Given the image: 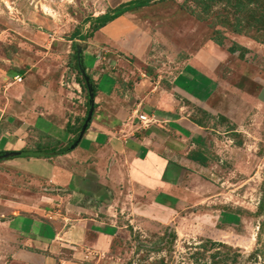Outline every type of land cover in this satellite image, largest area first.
<instances>
[{
  "label": "crops",
  "instance_id": "0c3cea01",
  "mask_svg": "<svg viewBox=\"0 0 264 264\" xmlns=\"http://www.w3.org/2000/svg\"><path fill=\"white\" fill-rule=\"evenodd\" d=\"M99 32L83 51L97 92L90 127L78 147L53 158L0 163V264H119L115 242L156 226L172 227L179 236L180 219L202 207L192 182L218 168L209 125L235 124L219 109L221 102L217 109L211 104L215 96L225 101L220 74L232 54L208 42L169 81L154 78L151 71L135 80L127 74L117 77L113 60L98 59L95 43L107 40L105 29ZM233 40L249 51L245 58L256 57L254 65L260 68L264 45L241 36ZM211 48L226 59H216ZM24 75L18 71L13 78ZM249 76L264 83V69ZM9 80L4 79L3 92L0 86V152L68 145L75 135L67 125L73 130L86 113L77 81ZM196 109L210 115L206 127L192 122ZM140 115L155 122L144 128ZM220 118L227 122L220 123ZM196 151L207 158L206 166L192 160ZM243 210L248 209L221 205L194 214L203 227L198 239L233 246V236L223 237L230 227L219 221L225 218L219 213L240 218Z\"/></svg>",
  "mask_w": 264,
  "mask_h": 264
},
{
  "label": "rangeland",
  "instance_id": "374dc122",
  "mask_svg": "<svg viewBox=\"0 0 264 264\" xmlns=\"http://www.w3.org/2000/svg\"><path fill=\"white\" fill-rule=\"evenodd\" d=\"M128 1L131 0H0L2 92L7 85L4 79L13 82L18 71L25 73L20 83L26 77L37 79L39 84L77 81L73 45H92L89 21ZM253 14H236L223 4L204 13L191 1L163 0L109 23L104 28L107 40L95 43L96 56L102 61L113 60L116 70L112 72L117 77L127 74L138 80L142 72L151 71L154 78L169 81L182 62L211 39L226 37L223 48L227 50L234 43V30L241 27L249 37L264 40V23L255 22L258 11ZM80 36L88 38L80 41ZM211 49L216 59H226L224 53ZM251 58L241 61L231 55L227 58L229 66L220 74L225 101L215 96L211 104L215 109L217 103L224 104L219 109L235 124L230 128L209 125L217 157L213 164L218 168L208 178L198 176L192 182L196 197L203 199L202 207L180 219L179 236L173 243L168 238L170 232L157 226L132 232L129 239L115 242L113 254L121 259L119 264H264V212L255 216L258 205L264 202V103L257 97L264 83L249 76L263 70L264 62L256 68V57ZM232 129L237 132H230ZM27 158L37 157L8 160ZM4 161L7 160L0 163ZM250 176L251 180L244 184L242 180ZM217 189L218 196L214 195ZM221 205L248 209L240 218L219 213L225 216L219 221L230 227L223 237L233 236V246H215L198 239L203 227L195 215Z\"/></svg>",
  "mask_w": 264,
  "mask_h": 264
},
{
  "label": "trees",
  "instance_id": "16d2710c",
  "mask_svg": "<svg viewBox=\"0 0 264 264\" xmlns=\"http://www.w3.org/2000/svg\"><path fill=\"white\" fill-rule=\"evenodd\" d=\"M163 0H131L128 1L126 3H122L120 5H118L117 7H115L114 9L109 10L108 12H106L105 14L93 18L89 21L90 23V33H89V38L93 37L95 33L99 32L101 29L105 28L109 23L114 22L115 20L119 19L120 17H123L126 14L129 13H133L145 8H148L150 6H152L153 4H155L156 2H160ZM185 1H191L193 2L196 7L201 8L204 13H209L211 8L215 5L218 4H223L224 6L230 7L233 9V12L237 13H249L250 16H254V12H259V17L255 18V22L257 23H264V0H185ZM258 19V20H257ZM242 28L239 27V29L237 28L236 30H234V37L235 36H241V37H245L247 39H250L256 43L262 44L264 45V40L262 41H258L253 37H249L248 35L244 34L241 32ZM88 37L86 36H80V41H84L86 40ZM226 37H219L216 39H211V42H213L216 46L223 48L224 44H225V39ZM76 45H73V49L75 51L74 54V61H75V71H76V75H77V83L80 85L82 91L85 92V99H86V113L85 116L79 121V124L76 128L70 129L69 125H67L66 130L70 133H72L74 136V139L65 147H58V143L56 144L55 147L51 146V147H39L37 148L35 151L36 153H44V157H37V158H51L54 156H58V155H63L66 154L68 152L69 147L76 141L77 136L79 134V131L86 119L87 116V112H88V95H87V87L85 84L84 79L82 78L81 73L79 72L78 69V65H77V58H76ZM224 49V48H223ZM227 51L230 54H235L238 52V58L239 60H245V56L248 54V50L244 47L239 46L237 43H232L231 46L227 49ZM81 61L84 67V70L86 72V67L84 65V61H83V52H82V56H81ZM87 74V73H86ZM89 81L94 89V96H96V86L94 84L93 79L87 74ZM96 108V107H95ZM196 113L194 115H192L190 118L192 120V122H194L195 124H197L200 127H206L207 123L209 121V119L211 118L209 114H207L205 111H202L200 109H196L195 110ZM94 115V114H93ZM220 123L224 124L227 122L226 119L224 118H220ZM91 124V123H90ZM233 125L228 124L227 128H230ZM90 127V125H89ZM88 127V128H89ZM88 130V129H87ZM230 132H234V130L232 129ZM235 137V136H234ZM4 153H6L5 151H1L0 155H3ZM192 158L193 161L198 162L200 165L202 166H206V162H207V158L202 154L201 151H196L192 154V156H190ZM242 212V211H241ZM264 212V202L261 201V203L258 205L257 208V212L255 213V216H260L262 215V213ZM166 230H168L170 232L168 238L173 242L176 241L177 235L174 231V229L172 227H166L164 228ZM132 231V230H130ZM264 231V228H263ZM202 242H207L210 243L212 245H221V246H228L219 242H216L215 240H213L212 238H201L200 239Z\"/></svg>",
  "mask_w": 264,
  "mask_h": 264
},
{
  "label": "water",
  "instance_id": "95a60500",
  "mask_svg": "<svg viewBox=\"0 0 264 264\" xmlns=\"http://www.w3.org/2000/svg\"><path fill=\"white\" fill-rule=\"evenodd\" d=\"M76 58H77V65H78V69L79 72L82 75V78L85 81L86 87H87V95H88V112H87V116L86 119L79 131L78 137L76 139V141L69 147L68 152L75 150L78 145L80 144L83 136L85 135L91 121H92V117L94 114V110H95V96H94V89L89 81V78L84 70L82 61H81V56H82V52L86 49V46L82 47L80 45H76ZM259 101L264 103V89L261 91V93L258 96ZM44 153H36V152H32V151H18V152H6L3 155H0V161L2 160H8L11 158H17V157H44Z\"/></svg>",
  "mask_w": 264,
  "mask_h": 264
},
{
  "label": "built area",
  "instance_id": "2783aa9c",
  "mask_svg": "<svg viewBox=\"0 0 264 264\" xmlns=\"http://www.w3.org/2000/svg\"><path fill=\"white\" fill-rule=\"evenodd\" d=\"M13 81L16 83L22 82V78L20 76H15ZM139 122L143 125V127H149L155 121L152 118H147L146 116L140 115L138 118Z\"/></svg>",
  "mask_w": 264,
  "mask_h": 264
}]
</instances>
